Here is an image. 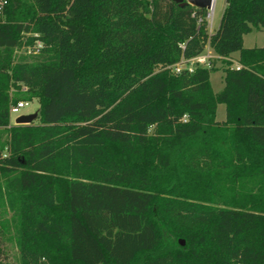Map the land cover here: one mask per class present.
<instances>
[{
	"label": "trees",
	"instance_id": "16d2710c",
	"mask_svg": "<svg viewBox=\"0 0 264 264\" xmlns=\"http://www.w3.org/2000/svg\"><path fill=\"white\" fill-rule=\"evenodd\" d=\"M206 14L172 0H7L0 264H264V45H243L264 30V0H225L213 33ZM207 45L225 62L217 93L214 64L172 69ZM33 98L37 119L10 124V105Z\"/></svg>",
	"mask_w": 264,
	"mask_h": 264
},
{
	"label": "rangeland",
	"instance_id": "374dc122",
	"mask_svg": "<svg viewBox=\"0 0 264 264\" xmlns=\"http://www.w3.org/2000/svg\"><path fill=\"white\" fill-rule=\"evenodd\" d=\"M225 5V0H214L212 4V8L206 9V21H207V30L209 33H213L215 29H217L220 18L222 15V11ZM243 45L245 47H261L264 45V30L263 29H256L253 28L249 33L245 34L243 36ZM31 49L29 46H22L21 49L16 50V54L20 53H26L28 50ZM237 58V53H234L231 58H229L231 61V66L235 65ZM215 66V70L210 73V83L213 92L217 93L219 92L223 87V67L225 66V62L222 61V59H214L212 60ZM20 92H27V89L23 90V87L20 89ZM25 100V99H23ZM39 109V102L36 98H33L30 101H27V105L20 109L18 114H12L10 116V124H14V121L16 119L17 115H23V114H32L35 112H38ZM225 118V107L223 104H218L216 109V120L222 121ZM37 119V116L34 120ZM9 216V214H8ZM182 241V243L180 242ZM179 244L184 245V240L179 239ZM4 248L7 253V256L9 260H11L13 263L16 262L17 259V249L15 247V244L13 241L5 240L4 242Z\"/></svg>",
	"mask_w": 264,
	"mask_h": 264
},
{
	"label": "built area",
	"instance_id": "2783aa9c",
	"mask_svg": "<svg viewBox=\"0 0 264 264\" xmlns=\"http://www.w3.org/2000/svg\"><path fill=\"white\" fill-rule=\"evenodd\" d=\"M6 2L7 0H0V18L3 16V12H4V8L6 6ZM41 47V43L39 41L36 42L35 44V49H29L27 53H31V52H37V48ZM33 50V51H32ZM221 59V57H219L218 55H216L213 50L207 45L204 49V51L193 57L188 59L187 61L181 63V64H176L172 67L174 72H179L182 68H187L189 70H192L195 66H203V67H210L212 60L214 59ZM233 67L235 68H239L240 65L238 63H235V65H233ZM26 87H23V90H25ZM27 105V101L25 100H19L17 101L15 104L10 105L9 108V114L10 116L12 114H18V112L20 111L21 108L25 107ZM20 116L17 115L16 118ZM185 118V116H184Z\"/></svg>",
	"mask_w": 264,
	"mask_h": 264
},
{
	"label": "water",
	"instance_id": "95a60500",
	"mask_svg": "<svg viewBox=\"0 0 264 264\" xmlns=\"http://www.w3.org/2000/svg\"><path fill=\"white\" fill-rule=\"evenodd\" d=\"M172 1L177 2V3L186 2L192 6H195L201 9H210L212 7L214 0H172ZM37 115H38L37 112L32 113V114L20 115L15 119L14 124L16 125L29 124L36 118ZM180 242L182 243V241Z\"/></svg>",
	"mask_w": 264,
	"mask_h": 264
},
{
	"label": "bare ground",
	"instance_id": "6f19581e",
	"mask_svg": "<svg viewBox=\"0 0 264 264\" xmlns=\"http://www.w3.org/2000/svg\"><path fill=\"white\" fill-rule=\"evenodd\" d=\"M212 8V7H211Z\"/></svg>",
	"mask_w": 264,
	"mask_h": 264
}]
</instances>
